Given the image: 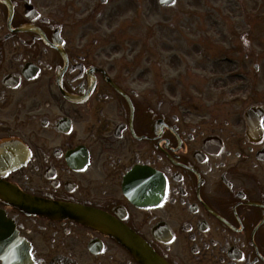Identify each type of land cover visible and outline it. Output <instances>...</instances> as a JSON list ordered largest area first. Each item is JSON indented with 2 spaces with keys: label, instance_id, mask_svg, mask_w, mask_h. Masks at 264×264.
<instances>
[{
  "label": "flooded vegetation",
  "instance_id": "obj_1",
  "mask_svg": "<svg viewBox=\"0 0 264 264\" xmlns=\"http://www.w3.org/2000/svg\"><path fill=\"white\" fill-rule=\"evenodd\" d=\"M89 2L0 0V264H139L123 228L168 264H264V85L217 75L249 53L189 62Z\"/></svg>",
  "mask_w": 264,
  "mask_h": 264
},
{
  "label": "rangeland",
  "instance_id": "obj_2",
  "mask_svg": "<svg viewBox=\"0 0 264 264\" xmlns=\"http://www.w3.org/2000/svg\"><path fill=\"white\" fill-rule=\"evenodd\" d=\"M89 1L91 6L99 3V0ZM258 11L262 16L260 20ZM105 14L106 34L132 38L136 34H145L152 27L162 40L165 33L180 31L185 36V60L189 62L202 60L203 52L196 46L201 40L206 45H212L206 54L211 55L215 62L221 53L215 52L213 46L226 50L227 45L233 44L231 40H234V44L244 46V52L249 53L250 57L245 61L242 53L238 56L235 50L229 52L232 62L223 66L219 64L217 75L227 74L230 68L235 70L238 59L240 65L245 63L249 68L250 92L260 91L264 85V4H258V0H176L173 7L167 8L159 6L158 0H108ZM172 29H176L175 32ZM226 30L244 33L246 37H231ZM121 43L125 48L136 49L131 53L126 49H118L121 55L130 58L137 50L141 51L140 43L132 39H123ZM138 54L142 56L139 60L143 61L144 67L147 55L142 51ZM255 64L259 66L258 71L253 68Z\"/></svg>",
  "mask_w": 264,
  "mask_h": 264
},
{
  "label": "water",
  "instance_id": "obj_3",
  "mask_svg": "<svg viewBox=\"0 0 264 264\" xmlns=\"http://www.w3.org/2000/svg\"><path fill=\"white\" fill-rule=\"evenodd\" d=\"M159 2L161 5H171L173 0H159ZM116 237L140 264H168L156 255L141 238L126 228L118 229Z\"/></svg>",
  "mask_w": 264,
  "mask_h": 264
}]
</instances>
